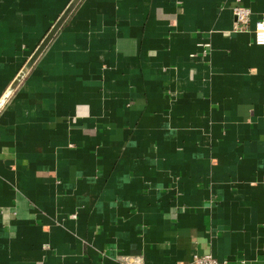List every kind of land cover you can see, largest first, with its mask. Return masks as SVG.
<instances>
[{"label": "crops", "instance_id": "1", "mask_svg": "<svg viewBox=\"0 0 264 264\" xmlns=\"http://www.w3.org/2000/svg\"><path fill=\"white\" fill-rule=\"evenodd\" d=\"M70 1L0 0V99ZM238 1L81 0L0 110V264H264V0L249 31Z\"/></svg>", "mask_w": 264, "mask_h": 264}, {"label": "water", "instance_id": "2", "mask_svg": "<svg viewBox=\"0 0 264 264\" xmlns=\"http://www.w3.org/2000/svg\"><path fill=\"white\" fill-rule=\"evenodd\" d=\"M80 2L81 0H71L70 3L65 8V10L62 12V14L59 16V18L55 21L53 26L50 28L48 33L45 35L41 43L38 45V47L35 49L31 57L29 58V60L26 62L24 67L21 69L19 74L16 76V78L10 84L4 95L1 97L0 110L4 107L8 99L15 92V90L20 85L24 77L27 75V73L30 71V69L33 67V65L36 63V61L45 51L49 43L52 41V39L55 37L58 31L62 28V26L65 24L67 19L70 17V15L72 14L74 9Z\"/></svg>", "mask_w": 264, "mask_h": 264}, {"label": "built area", "instance_id": "3", "mask_svg": "<svg viewBox=\"0 0 264 264\" xmlns=\"http://www.w3.org/2000/svg\"><path fill=\"white\" fill-rule=\"evenodd\" d=\"M238 4L233 8V14L235 17V31H249L251 21V10L243 6L240 0ZM254 42L256 45L264 46V19H260L255 22L253 27ZM207 48L208 44L204 45ZM264 181V179H263ZM140 258H130L127 264H140ZM190 264H227V262H219L211 254L195 255Z\"/></svg>", "mask_w": 264, "mask_h": 264}]
</instances>
